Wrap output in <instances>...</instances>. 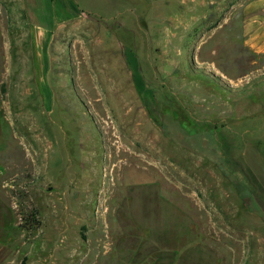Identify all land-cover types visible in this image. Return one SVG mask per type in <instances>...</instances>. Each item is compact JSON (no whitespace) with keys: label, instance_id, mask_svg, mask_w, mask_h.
<instances>
[{"label":"rangeland","instance_id":"1","mask_svg":"<svg viewBox=\"0 0 264 264\" xmlns=\"http://www.w3.org/2000/svg\"><path fill=\"white\" fill-rule=\"evenodd\" d=\"M244 1L0 0V264H264Z\"/></svg>","mask_w":264,"mask_h":264},{"label":"crops","instance_id":"2","mask_svg":"<svg viewBox=\"0 0 264 264\" xmlns=\"http://www.w3.org/2000/svg\"><path fill=\"white\" fill-rule=\"evenodd\" d=\"M1 1L10 3L13 0ZM16 17L21 18L22 16L16 14ZM52 32L49 29L38 30L36 34L39 38V45L43 43L44 34H51ZM242 33L246 45H249L256 52H264V0L244 1L242 10Z\"/></svg>","mask_w":264,"mask_h":264}]
</instances>
